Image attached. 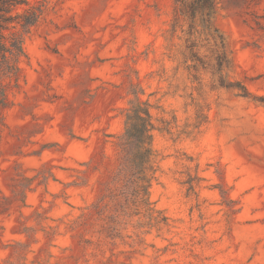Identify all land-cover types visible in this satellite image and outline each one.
Instances as JSON below:
<instances>
[{
  "label": "rangeland",
  "instance_id": "374dc122",
  "mask_svg": "<svg viewBox=\"0 0 264 264\" xmlns=\"http://www.w3.org/2000/svg\"><path fill=\"white\" fill-rule=\"evenodd\" d=\"M33 1L45 9L19 74L0 79V264H264V0H218L233 80L252 95L217 88L206 119L170 87L177 0ZM139 99L153 210L116 213L107 196ZM110 216L113 238L99 233Z\"/></svg>",
  "mask_w": 264,
  "mask_h": 264
},
{
  "label": "trees",
  "instance_id": "16d2710c",
  "mask_svg": "<svg viewBox=\"0 0 264 264\" xmlns=\"http://www.w3.org/2000/svg\"><path fill=\"white\" fill-rule=\"evenodd\" d=\"M175 7L167 44V56L174 64L170 87L185 92L198 119L208 118L205 111L217 88L237 89L250 98L248 89L232 77L229 41L217 24L218 0H177ZM44 9L40 1L0 0V79L18 76L20 60L26 56V40ZM153 124L150 104L139 99L127 113L126 131L118 142L120 163L114 189L107 196L111 211L152 204L150 190L159 169ZM196 171L190 182L193 188L200 179L198 168ZM103 220L105 227L99 233L113 238L112 217Z\"/></svg>",
  "mask_w": 264,
  "mask_h": 264
}]
</instances>
